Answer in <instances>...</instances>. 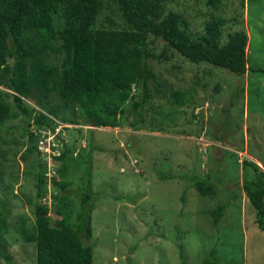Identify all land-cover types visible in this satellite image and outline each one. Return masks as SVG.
I'll use <instances>...</instances> for the list:
<instances>
[{
  "label": "rangeland",
  "instance_id": "obj_1",
  "mask_svg": "<svg viewBox=\"0 0 264 264\" xmlns=\"http://www.w3.org/2000/svg\"><path fill=\"white\" fill-rule=\"evenodd\" d=\"M162 5L163 15L182 14L195 33H203L212 17L224 22L223 41L230 32H245L248 70L236 75L166 50L163 58L149 61L158 95L136 115L128 107L117 128L84 124L75 106H64L54 93L40 105L35 92L19 104L1 84L8 116L0 124V202L6 205L4 237L12 258L1 264L36 263V246L22 233L32 230L36 205L54 209V196L61 193L54 180L72 183L67 189L74 214L90 184L92 235L84 242L92 248L91 264H264V232L243 191L252 171L242 169L246 160L264 171V0H219L216 9L207 0H163ZM61 23L58 15L55 27ZM97 25L128 29L110 0H104ZM148 41L160 55L164 42L152 36ZM44 59L59 67L62 55ZM132 91L139 92L135 86ZM175 92L191 102L177 108L169 123L159 111L174 112L169 101ZM40 115L55 135L58 131L52 156L37 148L51 130L36 124ZM136 116L143 122L133 124ZM66 147L73 151L70 160L54 159ZM40 167L44 200L37 196ZM194 179H208L215 194L199 195ZM218 205L225 210L215 225L211 212Z\"/></svg>",
  "mask_w": 264,
  "mask_h": 264
},
{
  "label": "trees",
  "instance_id": "obj_2",
  "mask_svg": "<svg viewBox=\"0 0 264 264\" xmlns=\"http://www.w3.org/2000/svg\"><path fill=\"white\" fill-rule=\"evenodd\" d=\"M110 1L128 29L98 27L104 0H0V85L12 91L19 104L35 92L40 105V99L54 93L64 106H75L84 124L117 128L127 119L130 110L136 115L139 108L144 110L158 95L149 61L163 58L166 50L176 52L191 63H204L236 75H243L249 68L246 33L230 32L223 41L224 22L218 17L205 23L203 33H195L182 14L172 11L162 14L163 0ZM207 1L216 9L219 0ZM58 15L62 23L57 29ZM150 36L164 42L158 56L151 50ZM49 53L62 55L59 67L45 61ZM134 86L139 90L136 95L132 91ZM172 97L169 102L174 112L159 111L169 123L174 122L177 108L191 102L186 94L175 92ZM48 111L58 115L53 108ZM7 116L8 106L0 100V124ZM42 118L44 115L36 117V124L53 131V126ZM138 118L133 119V124L143 122ZM71 153L72 149L66 147L54 159L64 161ZM63 169L66 174L67 167ZM242 169L252 171L243 181V191L255 210L256 226L264 232V171L246 160L242 162ZM43 174L44 169L40 167L37 196L41 200L45 199ZM207 181L194 179V187L201 196L215 194ZM53 184L61 192L54 196V209L43 202L37 203L34 226L30 233H22L25 242L36 246L35 264H91L92 248L84 242L92 235L94 206L90 202V184L78 198L80 207L75 214L67 189L72 183L54 180ZM224 210V205H218L211 212L215 225ZM51 215L56 216L55 221ZM6 216V205L0 202V264L1 259L6 262L12 259L4 237L8 231ZM180 258L184 260L182 250Z\"/></svg>",
  "mask_w": 264,
  "mask_h": 264
},
{
  "label": "built area",
  "instance_id": "obj_3",
  "mask_svg": "<svg viewBox=\"0 0 264 264\" xmlns=\"http://www.w3.org/2000/svg\"><path fill=\"white\" fill-rule=\"evenodd\" d=\"M51 131V130H50ZM49 135L46 137H42L41 140L38 141V150L42 152L45 156L53 155L52 152L56 151V140L54 138L56 137L58 131L56 132V135L53 133V131L50 132ZM57 138V137H56Z\"/></svg>",
  "mask_w": 264,
  "mask_h": 264
}]
</instances>
